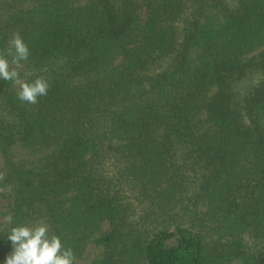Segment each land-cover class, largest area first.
Instances as JSON below:
<instances>
[{"label": "trees", "instance_id": "trees-1", "mask_svg": "<svg viewBox=\"0 0 264 264\" xmlns=\"http://www.w3.org/2000/svg\"><path fill=\"white\" fill-rule=\"evenodd\" d=\"M0 201L75 264H264V0H0ZM0 223V260L10 251Z\"/></svg>", "mask_w": 264, "mask_h": 264}, {"label": "clouds", "instance_id": "clouds-1", "mask_svg": "<svg viewBox=\"0 0 264 264\" xmlns=\"http://www.w3.org/2000/svg\"><path fill=\"white\" fill-rule=\"evenodd\" d=\"M9 43L12 46L8 50L11 61L5 51H0V80L18 84L17 98L35 104L47 95L49 83L43 77L22 80L17 70H10V63L20 66L22 61L29 59L30 49L19 33H13ZM7 222L11 225L6 237L10 251L0 264H75L73 249L64 246L60 235H50L46 222L17 223L12 215L7 217Z\"/></svg>", "mask_w": 264, "mask_h": 264}, {"label": "rangeland", "instance_id": "rangeland-1", "mask_svg": "<svg viewBox=\"0 0 264 264\" xmlns=\"http://www.w3.org/2000/svg\"><path fill=\"white\" fill-rule=\"evenodd\" d=\"M12 200L4 198L0 201V223H3L7 219V212L10 210Z\"/></svg>", "mask_w": 264, "mask_h": 264}]
</instances>
